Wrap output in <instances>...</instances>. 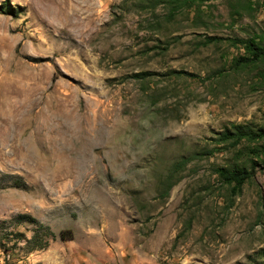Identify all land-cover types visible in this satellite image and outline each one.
I'll return each mask as SVG.
<instances>
[{"label": "rangeland", "instance_id": "rangeland-1", "mask_svg": "<svg viewBox=\"0 0 264 264\" xmlns=\"http://www.w3.org/2000/svg\"><path fill=\"white\" fill-rule=\"evenodd\" d=\"M250 38L264 0H0V264H264Z\"/></svg>", "mask_w": 264, "mask_h": 264}, {"label": "trees", "instance_id": "trees-1", "mask_svg": "<svg viewBox=\"0 0 264 264\" xmlns=\"http://www.w3.org/2000/svg\"><path fill=\"white\" fill-rule=\"evenodd\" d=\"M172 3H179L180 5H189L194 2V0H168ZM8 10H11L10 4L7 6ZM215 36H208L207 39H215ZM240 41L246 42L247 49L251 52V57L253 59L259 58L264 56V45H260L255 39H239ZM220 140L228 141L230 144H236L243 139H260L264 138V127H253L247 124L242 123H232L230 126H226L224 130L219 133ZM210 153L211 150L206 149L201 151V153ZM189 157H182L175 163L176 167H182L188 161ZM216 171L223 177V179L227 182H234L235 185L239 186L249 175L252 173V169H247L244 166L235 165L233 167L227 166H218ZM164 193L168 192V188L163 190ZM12 218L17 220H28L30 222L39 223L38 227L42 226L39 220L28 213L18 212ZM11 218V219H12ZM36 232L33 234V237L36 238ZM50 235L55 237V233L49 230ZM58 236L60 238H69L73 236V232L71 228H62L58 232ZM47 241L45 240V243ZM41 243V242H40Z\"/></svg>", "mask_w": 264, "mask_h": 264}]
</instances>
